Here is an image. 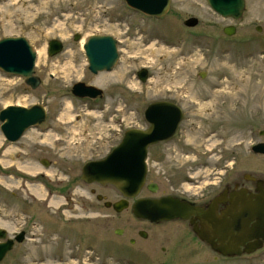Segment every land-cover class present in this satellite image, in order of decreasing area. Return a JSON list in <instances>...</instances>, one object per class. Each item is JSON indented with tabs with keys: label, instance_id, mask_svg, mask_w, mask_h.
<instances>
[{
	"label": "rangeland",
	"instance_id": "1",
	"mask_svg": "<svg viewBox=\"0 0 264 264\" xmlns=\"http://www.w3.org/2000/svg\"><path fill=\"white\" fill-rule=\"evenodd\" d=\"M189 16L197 18L192 27L182 24ZM226 25L235 28L230 36L221 31ZM74 33L79 40H72ZM90 34L117 39L119 58L112 71L87 70L80 44ZM4 36H22L32 46L40 83L30 89L22 78L0 71V108L41 103L47 118L15 142L0 133V228L11 239L25 230L23 242L15 244L0 264H124L114 255L103 256L98 239L107 238L112 246L121 239L112 229L132 221L129 205L114 213L95 200L96 213L108 216L109 228L104 230L96 219L88 235L96 239L95 251L85 250L90 241L81 234L91 222L84 224L80 208L90 186L64 167L80 166L94 153L104 152L75 148L72 143L99 145V138L115 132L145 128L142 113L151 101L175 103L182 118L168 141L173 150L165 158V174L155 164L156 147L148 148L145 183L166 189L182 181L184 188L195 191L231 166L264 173V154L250 151L252 144L264 142V134H259L264 130V0H244L238 19L221 17L205 0H170L159 18L144 16L123 0H0V38ZM50 38L63 43V50L53 56L45 53ZM141 67L147 70L144 82L135 76ZM75 81L99 86L102 99L74 98L69 89ZM120 84H126V91L116 110L110 94L119 93ZM59 137L66 139L62 142L66 149L60 148ZM68 182L71 190L64 187ZM93 188L109 201L118 197L110 185ZM159 193L142 186L136 197ZM152 230H169V225ZM196 251L182 248L169 259H174L172 264H264V247L249 258L223 262H212L210 256L207 262L198 260L203 256Z\"/></svg>",
	"mask_w": 264,
	"mask_h": 264
},
{
	"label": "water",
	"instance_id": "2",
	"mask_svg": "<svg viewBox=\"0 0 264 264\" xmlns=\"http://www.w3.org/2000/svg\"><path fill=\"white\" fill-rule=\"evenodd\" d=\"M125 5L140 14L159 18L165 15L170 0H123ZM208 7L224 18L238 19L241 16L244 0H205ZM197 18L189 16L182 21L187 27L196 24ZM233 25L223 26V34L230 36L234 33ZM255 30L259 31V26ZM72 40H79V34L74 33ZM116 40L109 34H90L81 42V49L86 61L87 70L95 74L100 71H110L116 64L118 52ZM61 41L50 38L45 43V53L53 56L59 53ZM35 50L22 36H4L0 38V71L5 74L22 78L31 89L36 88L40 79L34 74ZM140 82L147 78V70L143 67L135 72ZM69 92L76 98L95 99L102 96L99 87L75 81ZM143 118L147 123L145 128H127L123 131L120 141L101 159L86 161L81 167V179L85 182H98L112 185L121 195V199L111 206L115 212L126 208L127 199L135 197L145 184L149 192H155V184L145 183V158L147 147L158 141L171 137L182 118V111L175 103L167 100H154L143 110ZM45 119V109L41 103L29 106L7 104L0 108V133L4 140L15 142L23 131L38 125ZM264 134V130L259 131ZM252 153L264 154V142H256L250 146ZM46 165L47 161L41 160ZM109 203H105L108 206ZM132 216L147 219L151 222L185 219L195 214L201 219L210 220L209 212L188 204L169 195L159 198L139 197L130 206ZM237 223L241 228L243 220L255 219L256 241L246 249L253 251L260 247L264 240V204L256 197L253 201L242 202L238 208ZM206 220V221H207ZM195 230V229H194ZM196 231V230H195ZM199 234V233H198ZM22 233L15 235V240L21 239ZM200 235V234H199ZM13 239L6 237V231L0 228V261L9 251ZM223 253V252H222ZM226 253H239L229 251Z\"/></svg>",
	"mask_w": 264,
	"mask_h": 264
},
{
	"label": "flooded vegetation",
	"instance_id": "3",
	"mask_svg": "<svg viewBox=\"0 0 264 264\" xmlns=\"http://www.w3.org/2000/svg\"><path fill=\"white\" fill-rule=\"evenodd\" d=\"M115 40H116L115 45L117 49V39ZM62 50H63V43L61 41V49L59 52H61ZM118 58H119V54H118ZM112 69L110 71H112ZM110 71H106V72H110ZM82 82L88 83L87 81H82ZM88 84L95 85L93 83H88ZM24 85L30 88L25 83ZM125 87L126 84H124V86L120 84L119 93L116 90L115 92H113V94H110V96H114L115 105L119 103L118 101H122V96L125 93L124 91H126ZM101 91H102V96L100 98H95V99L76 98V97L74 98L79 100L97 101L102 99L103 97V90L101 89ZM115 107L116 108L114 109L117 110L118 109L117 105ZM119 109H121V107H119ZM46 118H47V111L45 109L44 121L46 120ZM109 119L112 121L111 117ZM28 129H26L25 131H27ZM177 129H178V125H177ZM176 130L174 134L176 133ZM25 131H23V133L19 138L23 136ZM118 134L119 133L115 132V136L112 135L111 137L108 138H99L101 139L100 140L101 142L99 143V145L96 144L94 146L87 147L86 144L84 145L79 144V142L78 144L72 143L73 147L75 148L89 150V151L98 150L99 152L104 150V152L101 155L94 153L93 155H91V157L85 159L80 164V166H77V164L74 165L73 163L71 164L69 163L64 167V171L68 174L76 171V174H73V176L77 177V179L83 184H85V186H90L87 187L86 189L87 190L86 193L88 195L87 196L83 195V197L86 200L82 202V206L80 208L84 214V216H82L84 224L91 222V226L87 225V227L82 230V234H81L82 238H86V240L90 242L92 241V243L88 242V244L84 246L85 250L92 249L93 251H95L96 239L94 238V236H90L89 239L88 235L91 231H94L96 227V223H95L96 219L102 222L100 226L104 230H107V228H109V222L107 221L108 216L106 214L96 213L95 200L101 202L102 206L105 207L106 209H110L114 213H119L120 211L115 212L111 205L116 201L120 200L122 197L119 194V192L110 184L107 183L100 184L98 182H85L84 180H82L80 177L81 167L86 161L99 160L103 158L120 141L122 135H118ZM174 134L165 140L158 141L157 143L149 145L147 147L146 158L149 155L148 148L156 147L157 152L154 155L156 159L155 164L161 168L160 173H164V174L166 173L167 167L165 166L166 165L165 158L167 157V154L169 153L170 149H172V147L171 148L169 147L168 141L173 139ZM56 140L60 141L59 142L61 146L60 148L62 149L67 148L62 144L63 140L66 139L59 137ZM68 147L73 148L72 146H68ZM55 148L57 150L60 149L57 147ZM179 149L182 148L179 146ZM2 151L3 148L0 147V158H2L1 156L3 155ZM40 154H42V152ZM64 154H66V156L75 155V153H62L61 155ZM43 155L46 156L45 153ZM145 165H146V174H147L148 168L146 162ZM152 183L155 184V192L159 190L160 193L158 196L155 197L152 196L149 198H159L162 196L169 195L179 200L186 201L188 204L194 207H198L202 211H208L210 220L208 221L207 219H201L199 216H196L195 214L189 215L185 219L173 218L170 220H162L157 222H151L147 219L136 218L132 216V221L130 223H126L123 224L121 227H115L112 229L113 234L121 238L118 241L113 242V244H115L114 246L111 245L112 243H110V240H108L107 238L98 239V245L103 249L102 251H104L101 252L103 256L114 255L117 257L115 258L116 260H120L124 264H145L150 261L157 262V264H172L174 259L171 258L169 259V257H171L175 252L177 253L180 252V249L184 248V249L197 250L196 252H200V254H202L201 256L203 257L197 258L198 260L207 262L208 257L210 256L212 262H223V261H234L240 257L249 258L263 249L264 240L261 242L259 248L250 252L245 251L246 249L250 248L253 245V243L256 241V235H257L256 228L255 226H253L255 224V219L253 218V219L243 220L241 224V228L237 223V220L239 218L238 208L240 205V200H242V202H247V200L253 201L256 197L258 200H260L261 203L264 204V173H259V172L254 173L250 171L237 170L234 169L233 166H231L229 169L220 172L216 180L208 181V183H205V185L202 186L199 190H195V191H190L187 188H184L182 185V181H179L177 183L172 182L167 187L168 189L160 188L159 184L155 182ZM96 185L97 186L99 185L100 187H103L105 185H110L112 188L115 189V191L118 194V197L110 201L107 200L105 198V195H100L95 193V189L93 187ZM64 187L66 190L72 189L71 184H69V182L68 184H65ZM143 187L146 189L145 184L143 185ZM89 196H92V198H90ZM141 197H148V196H141ZM136 198L139 197L135 196L133 198L127 199V205H129L130 214H131L130 206ZM105 203H109V205L105 206ZM166 225H169V230H164L159 232H153L152 230V227L160 229ZM19 232L22 233L21 239L19 241H16L14 238L15 235ZM24 238H25L24 229H20L18 232L14 233L12 235L13 243L10 249H12L15 246V244L23 242ZM106 248H110L111 250ZM229 251H233V252L238 251L239 253L237 255L236 253H231V254L226 253ZM166 257L168 259H165ZM17 262L19 261H16L15 264H17Z\"/></svg>",
	"mask_w": 264,
	"mask_h": 264
},
{
	"label": "bare ground",
	"instance_id": "4",
	"mask_svg": "<svg viewBox=\"0 0 264 264\" xmlns=\"http://www.w3.org/2000/svg\"><path fill=\"white\" fill-rule=\"evenodd\" d=\"M38 57H41V52L38 54Z\"/></svg>",
	"mask_w": 264,
	"mask_h": 264
}]
</instances>
